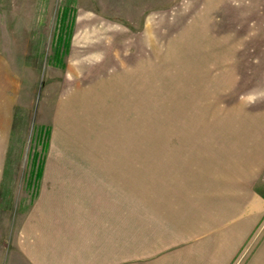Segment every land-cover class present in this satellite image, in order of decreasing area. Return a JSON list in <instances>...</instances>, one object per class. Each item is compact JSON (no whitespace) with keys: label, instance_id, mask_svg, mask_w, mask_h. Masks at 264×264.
Returning a JSON list of instances; mask_svg holds the SVG:
<instances>
[{"label":"rangeland","instance_id":"374dc122","mask_svg":"<svg viewBox=\"0 0 264 264\" xmlns=\"http://www.w3.org/2000/svg\"><path fill=\"white\" fill-rule=\"evenodd\" d=\"M43 158L42 197L98 176L183 264H264V0H0L1 250Z\"/></svg>","mask_w":264,"mask_h":264},{"label":"crops","instance_id":"0c3cea01","mask_svg":"<svg viewBox=\"0 0 264 264\" xmlns=\"http://www.w3.org/2000/svg\"><path fill=\"white\" fill-rule=\"evenodd\" d=\"M45 170L43 164L37 196L8 247L0 249V264H183V243L152 245L149 229L141 230L137 207L129 199L110 197L103 178L91 175L86 182H73L69 192L57 187L42 197ZM163 228L166 238L169 230Z\"/></svg>","mask_w":264,"mask_h":264},{"label":"trees","instance_id":"16d2710c","mask_svg":"<svg viewBox=\"0 0 264 264\" xmlns=\"http://www.w3.org/2000/svg\"><path fill=\"white\" fill-rule=\"evenodd\" d=\"M73 11V10H72ZM69 13L71 14V9L64 6L61 8V17L59 19V28H60V33H57V35L55 36V39H56V44H55V48H56V51L55 53L58 55V49L60 48L61 46V42L63 40V38L69 33V30L70 28H67V23H65V18L69 15ZM71 21H72V18H71ZM64 36V37H63ZM66 41V44H65V47L64 48H68L69 46V35L68 37L65 39ZM48 147V141L45 143L44 147H43V151L46 152V149ZM44 164V158H43V161H41V165H40V168L38 169V177L40 176V173H41V168Z\"/></svg>","mask_w":264,"mask_h":264}]
</instances>
